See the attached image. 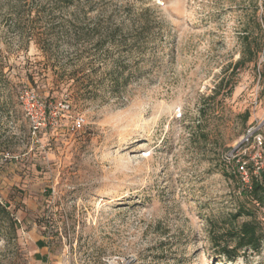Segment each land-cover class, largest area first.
<instances>
[{"label":"rangeland","instance_id":"1","mask_svg":"<svg viewBox=\"0 0 264 264\" xmlns=\"http://www.w3.org/2000/svg\"><path fill=\"white\" fill-rule=\"evenodd\" d=\"M244 32L264 0H0V264H264L212 241L264 169Z\"/></svg>","mask_w":264,"mask_h":264},{"label":"trees","instance_id":"2","mask_svg":"<svg viewBox=\"0 0 264 264\" xmlns=\"http://www.w3.org/2000/svg\"><path fill=\"white\" fill-rule=\"evenodd\" d=\"M257 25L259 29H262L260 22H257ZM240 39L243 48L240 58L234 65L237 68L247 62L257 61L260 53L264 55V44L254 42L249 32H244ZM85 76L87 75L83 72L82 78L78 79L82 80ZM71 78L77 79L76 76H71ZM111 78L115 83L120 81L119 67L111 72ZM222 82L223 79L220 84ZM214 90V94H216L217 87ZM234 160L237 162L236 166L239 172L238 159ZM246 167L249 173V182L245 183V187L240 191L243 200L239 203L236 212L231 215L227 229L212 234L214 244L220 246V251L231 259L238 257L242 250H259L264 240V169L255 174L253 165L250 166L247 163ZM241 217H245V219L239 221L238 219Z\"/></svg>","mask_w":264,"mask_h":264},{"label":"built area","instance_id":"3","mask_svg":"<svg viewBox=\"0 0 264 264\" xmlns=\"http://www.w3.org/2000/svg\"><path fill=\"white\" fill-rule=\"evenodd\" d=\"M20 97L22 99L30 100L28 102L29 103L28 105H29V109H30V114L32 115V118H33L34 132H36V130H38L42 125L45 124V108H43L42 104L35 99V95H33V94L31 95V92H29L27 90L25 92H23ZM35 108L40 109V117H36L35 115L32 114V110H34ZM81 126H82V120L81 119L76 120L75 128L79 129ZM257 139H258L257 147L261 148L264 142L262 141L261 136H258ZM238 163H239V172L242 173L244 179L246 180V183H248L249 182V173H248V170L246 167L248 161L238 159ZM257 169H259V168H257ZM257 169L254 168L255 174H258Z\"/></svg>","mask_w":264,"mask_h":264}]
</instances>
